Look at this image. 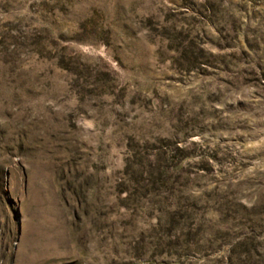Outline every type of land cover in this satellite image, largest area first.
I'll list each match as a JSON object with an SVG mask.
<instances>
[{
    "label": "rangeland",
    "instance_id": "obj_1",
    "mask_svg": "<svg viewBox=\"0 0 264 264\" xmlns=\"http://www.w3.org/2000/svg\"><path fill=\"white\" fill-rule=\"evenodd\" d=\"M0 264H264V0H0Z\"/></svg>",
    "mask_w": 264,
    "mask_h": 264
}]
</instances>
